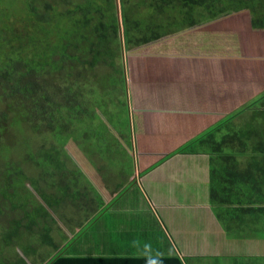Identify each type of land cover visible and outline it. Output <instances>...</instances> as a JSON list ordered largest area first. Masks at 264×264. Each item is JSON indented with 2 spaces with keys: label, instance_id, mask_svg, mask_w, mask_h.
Here are the masks:
<instances>
[{
  "label": "trees",
  "instance_id": "trees-1",
  "mask_svg": "<svg viewBox=\"0 0 264 264\" xmlns=\"http://www.w3.org/2000/svg\"><path fill=\"white\" fill-rule=\"evenodd\" d=\"M15 3L0 0V255L5 247L14 248L10 239L34 233L36 226L49 244H54V232L60 238L63 233L68 248L84 230L78 228L77 215L57 216L61 208L77 211L81 201L82 210L91 215L98 199L102 214L110 200L120 199L133 184L116 186L118 191L108 197L105 191L110 189L94 181L97 171L108 176L106 168L113 167L108 154H101L110 145L99 144L103 122L131 123L124 48L128 61L133 47L142 61H150L137 74L151 73L152 80L137 83L136 89L153 92L155 98L156 91L171 92L174 85L185 90L195 81L191 72L242 82L245 91L252 90L251 100L230 114H224L223 102L236 91L226 88L222 96L217 94L214 115L220 121L177 150L211 156V202L226 212L219 215L225 226L252 227L253 221L264 219V0H21L17 7ZM189 32L217 37L213 47L198 51L179 39ZM146 49L151 58L143 52ZM239 49L244 54L237 56ZM164 61L170 64L165 66ZM84 133L89 141H84ZM22 138L41 141L30 151L23 146L25 154L16 156L12 150L21 141L14 140ZM98 154L102 159L96 158ZM121 158L128 162L126 156ZM97 161L105 164L97 167ZM128 167L120 163L119 168L127 173ZM79 180L90 182L84 202ZM52 223L62 227L52 228ZM139 260L184 264L178 255L103 259L63 254L46 264Z\"/></svg>",
  "mask_w": 264,
  "mask_h": 264
},
{
  "label": "crops",
  "instance_id": "crops-1",
  "mask_svg": "<svg viewBox=\"0 0 264 264\" xmlns=\"http://www.w3.org/2000/svg\"><path fill=\"white\" fill-rule=\"evenodd\" d=\"M201 125L197 123V128ZM180 134L194 137L191 129ZM184 138L173 150L187 142ZM210 157L204 151H184L155 168H144L148 173L139 168L129 177L131 187L120 199L110 200L102 214L95 199L91 215H77L83 217L80 221L75 217L84 231L77 239V250L64 256L148 259L178 255L184 264H264V235L257 234L255 227L225 226L219 219L227 214L211 202ZM110 172L114 178L124 174L121 169L114 173L113 167Z\"/></svg>",
  "mask_w": 264,
  "mask_h": 264
},
{
  "label": "rangeland",
  "instance_id": "rangeland-1",
  "mask_svg": "<svg viewBox=\"0 0 264 264\" xmlns=\"http://www.w3.org/2000/svg\"><path fill=\"white\" fill-rule=\"evenodd\" d=\"M18 2L21 3V0H16V7L18 5ZM194 33L199 32L184 33L179 37V39H185L192 46L194 45L195 47H198V51L205 48L207 45L212 46L213 41L216 40L217 37V35L214 34L204 35V33H199L197 37H194ZM228 37L231 38V36L229 35ZM121 41H123L124 43V39L121 38ZM182 42L183 40L178 42L179 48ZM136 50L137 48L135 47L130 50L132 56L131 60L129 61L128 51H125L124 48V51L121 52L122 57L124 56L123 63L125 64L126 76L128 75L129 80L126 94L127 99H130L128 101V105L130 109L131 123H120L118 120H115L114 123L113 121H104L102 126L101 139L99 141L100 145L110 143L108 149H103V152L101 154L103 156L104 153H107L109 158H111L114 173H118L120 169V163L129 166L128 168H125L127 169V173H124L123 176L119 174L117 178H114L112 176L110 168H106V170L109 171L108 176H106L104 170L97 171V176H95L94 174V181L99 183L101 186H113L110 187V190L105 191L108 197L113 196L118 191L115 190L114 187L121 184L125 185L127 182H129V177H134L139 171V168L143 172L144 168H155L166 160L172 158L180 149L179 148L178 150H173L175 148L176 142L184 138L183 135L180 134L181 132L189 129L193 130L194 137H192L191 139L184 138V140H186L187 142L182 144L185 145L187 143L195 141L199 135L207 132L210 128L214 127V125L220 120L215 119L214 109L217 108V105L214 104L215 102L213 100H216L217 94L222 96L224 93V89L228 88L231 93H233L234 90L236 91V95L234 96H229V94H227V96H229V99L224 100L223 102V106L226 107V112H224V114L229 113L232 108L236 110L237 108L243 107L244 104L249 102L252 98H250V96H252V90L247 88V91H245L246 85L242 82H231L232 80H226V78L222 80L216 75H196L195 72H191V74H193L192 76H194L195 81L188 87H185V90L179 89L178 87L180 85H174V88L176 89L173 88L174 90H172L171 92H166L163 90L160 94L156 91L155 93L159 95V98H155L153 92L149 93V91H147L144 93L136 89H140L137 86V83H142L143 81L151 82L152 80L150 79L151 73L145 75L137 74V71H140L142 67L147 66L151 63L150 61H148L147 63L142 61V57H138V54L135 53ZM179 50L180 49H177V51ZM143 52H148V50H143ZM224 52L226 55H228V53L230 54V52L228 51ZM232 52H234V50H232ZM243 52L244 51L242 49H239L234 53H236V55L238 56L240 54L243 55ZM148 56L149 58H151V51L148 52ZM133 58H137V64L136 67L133 66L130 69V63L133 62ZM255 60L256 59H254L253 61ZM169 64V61L163 62V65L165 66ZM134 70V75L130 78V71ZM241 89L245 92L243 93ZM259 92L260 91H257L256 93ZM134 93L137 95H134ZM245 93L249 94L244 95ZM126 94L122 95L123 99L125 98ZM242 96H244V99L241 98ZM254 96L255 95H253V97ZM210 101H213V103H211ZM124 110L125 115H127V109ZM177 110L181 114L178 115ZM182 113H185V115H187L186 120H183V118H181V115H184ZM179 123H194V128L180 125ZM197 123H202L200 128H197ZM74 129L75 127H72V131ZM85 130L86 128L83 127V131ZM197 130L200 131V133H198ZM9 135L14 137L15 133L10 132ZM27 135L30 136V134L28 133ZM84 138V141H89V134L84 133ZM105 139H107L108 141L106 142ZM26 140L28 141V139L24 138H22L21 140H14L15 143L21 141V145L18 144L17 147L12 150L16 151L14 153L16 156L25 154V150L30 151L32 149H37L39 142L41 141L40 138H38V140L32 139V141L29 142H25ZM101 154H98V157L96 158L102 159V157L100 156ZM121 156H126V161L128 162H124ZM97 162H99L97 167H99L100 164H105V162L102 161ZM145 172L146 171H144V173ZM89 184L90 182H88L87 180H79L78 190L82 192L83 202L85 198H87V192L90 191L87 187V185ZM43 185L45 188L47 187L44 183ZM163 186L167 188L166 185ZM93 192L94 190L91 192V194H93ZM66 204L71 206L70 202H67ZM77 204L79 207L77 211L72 207L70 209L69 207L61 208L58 211L57 216L61 214L62 216L67 215L69 217L74 215H84L85 212L84 210H82L84 203L82 204V202L79 201ZM20 214L21 213L19 212V216ZM77 219L80 221L83 219V217L78 216ZM1 220L6 221L5 219ZM47 222H51V220L48 219ZM36 227L34 228V233L23 232L18 238L10 239L11 242L14 243V248L5 247L1 251L2 254L0 255V263L46 264L50 262L52 258L59 254L69 255L70 253L77 250V239H75V241L72 242V244L67 248L65 246L67 238H64L63 233L61 234L60 238L59 234L57 232H54L52 238L54 244H49L47 240L43 238L44 234L41 236L38 229L36 230ZM56 227L60 228L62 227V225L58 226L57 224L56 226L54 223H52V228ZM252 227H255L257 234L264 235V220L262 222L253 221ZM1 232H3L2 226H0V233ZM66 233L69 234L67 230Z\"/></svg>",
  "mask_w": 264,
  "mask_h": 264
}]
</instances>
